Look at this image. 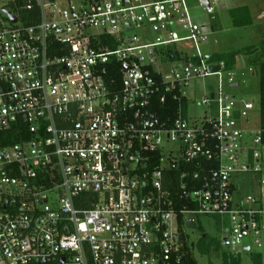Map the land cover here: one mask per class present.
<instances>
[{
  "label": "built area",
  "instance_id": "2783aa9c",
  "mask_svg": "<svg viewBox=\"0 0 264 264\" xmlns=\"http://www.w3.org/2000/svg\"><path fill=\"white\" fill-rule=\"evenodd\" d=\"M1 1L3 261L182 264L190 226L227 216L219 244L250 264L264 248V143L240 127L255 101L229 93L233 68L203 50L219 0L201 2L207 21L188 0ZM211 75L217 91L201 103L213 114L153 109L188 107L191 84ZM242 173L258 192L234 204Z\"/></svg>",
  "mask_w": 264,
  "mask_h": 264
},
{
  "label": "rangeland",
  "instance_id": "374dc122",
  "mask_svg": "<svg viewBox=\"0 0 264 264\" xmlns=\"http://www.w3.org/2000/svg\"><path fill=\"white\" fill-rule=\"evenodd\" d=\"M238 3H244L245 0H236ZM250 1V0H249ZM234 3V2H233ZM2 1L0 0V14L2 8ZM189 5L193 12L197 10V7L201 6V0H189ZM204 13L207 11L201 8ZM226 13L221 15H215V23L218 27L215 29L214 34L211 35L210 39L205 45H203V50L206 52H212L217 50L219 52L227 53L232 50L242 49L257 40L256 36L252 34L251 27H241L236 28L231 26ZM1 16V15H0ZM215 39L218 41V46L215 45ZM249 56L241 55V58L237 61V64L233 67L235 72V81H239V85L233 88L227 89L229 93L234 95L237 99H246L255 101V109L251 111L250 121L247 127L243 123H240V127L249 132V139L253 134L259 132L260 130V114L258 110L259 104V79L256 75H251L249 73L248 66ZM224 83L223 87H228L227 75L223 74ZM218 88V77L215 75L207 76L196 80L189 87L188 99L189 104L186 110V117L189 120H194L195 118L201 117L205 114H213L216 110L215 104H202L204 98L209 97L213 92H216ZM235 190L233 192V203L239 204L242 202L243 198L252 195L255 196L258 192V186L256 184V176L251 173H242L237 175L234 180ZM223 226L228 225L227 216L223 218H217L214 216H200L199 225L202 226L205 233L209 234L211 237L216 238L218 241L223 237V231L221 224ZM189 236L191 241H197L199 236L198 231L189 230ZM252 241L249 238L242 240V245H251ZM253 251H256V247L252 244ZM227 249L225 247L219 246V255H206L200 254L197 250L194 251V257L198 264H222L221 253L225 252ZM262 254V264H264V248L260 249ZM243 264H246L248 257L243 256ZM249 261V260H248ZM0 264H6L0 257Z\"/></svg>",
  "mask_w": 264,
  "mask_h": 264
},
{
  "label": "trees",
  "instance_id": "16d2710c",
  "mask_svg": "<svg viewBox=\"0 0 264 264\" xmlns=\"http://www.w3.org/2000/svg\"><path fill=\"white\" fill-rule=\"evenodd\" d=\"M28 13L34 14L32 17L28 16ZM37 11L21 12L20 18L25 24H31L37 20ZM230 19L233 27L241 28L250 26L253 24V20L250 16L249 9L246 6H239L230 11ZM257 33L260 36V41L257 45H250L242 49L233 50L227 53H215L212 55L213 60H222L225 62L226 68H233L237 62V58L241 55L249 56L248 66L252 69L253 74L258 76L259 79V104L258 110L260 114V135L262 142L264 143V23L257 25ZM181 106V113L186 116L187 105L185 101L170 100L166 104H156L153 109L158 113L161 118H167L173 116L177 109ZM17 140V138H14ZM190 230H196L199 233L197 241H191L189 234L183 235L184 250L187 251L186 257L182 264H198L194 251L197 250L200 254H214L219 255V241L205 233L204 229L199 222L190 226ZM222 264H242L243 259L240 256H233L229 252L225 251L221 253ZM41 264V263H35ZM250 264H262V254L260 252H254L250 256Z\"/></svg>",
  "mask_w": 264,
  "mask_h": 264
},
{
  "label": "crops",
  "instance_id": "0c3cea01",
  "mask_svg": "<svg viewBox=\"0 0 264 264\" xmlns=\"http://www.w3.org/2000/svg\"><path fill=\"white\" fill-rule=\"evenodd\" d=\"M188 4H189V0H188ZM239 6H246L249 9V13H250V16H251V18L253 20V24L250 25V26H246V27H251L252 28V34H254L256 36V38H257V40L255 42L251 43L250 45H257L258 42L260 41V36L257 33V28L256 27H257V25H260V24L264 23V0H250V1L249 0H245L244 3H238L236 0H219V2H218V11L215 13V15H221L222 16L223 14L226 13L227 14L226 17L228 18L229 23L232 26L229 13H230V11L232 9H235V8H237ZM201 8H203V7H201ZM201 8L197 7L196 12L195 11L193 12L192 9H191V11H192L193 14L198 16L199 19H202L203 21H205V20L207 21L208 20V15L206 13H204ZM215 19H216V17H215ZM215 19L211 23L213 34L215 32V29L218 27V24L215 23ZM214 40H215V45L218 46L219 43L215 39V36H214ZM250 45H248V46H250ZM209 53H211L213 55L215 53H223V52H219L217 50H214L212 52L209 51ZM239 58H241V56H239L237 58V61L239 60ZM236 64H237V62H236Z\"/></svg>",
  "mask_w": 264,
  "mask_h": 264
},
{
  "label": "water",
  "instance_id": "95a60500",
  "mask_svg": "<svg viewBox=\"0 0 264 264\" xmlns=\"http://www.w3.org/2000/svg\"><path fill=\"white\" fill-rule=\"evenodd\" d=\"M201 2H202V5L204 6V7H208L209 6V0H201ZM10 18H11V20L13 21V22H15L16 21V18L15 17H13L12 15H10V13L9 12H5ZM214 70H217V67H214ZM237 84H235V85H233V86H236ZM250 250V248L248 247V248H246V251H249ZM250 255H252V253H250Z\"/></svg>",
  "mask_w": 264,
  "mask_h": 264
}]
</instances>
